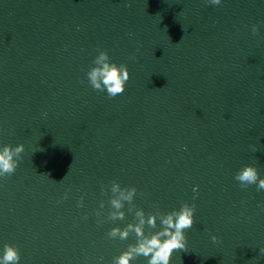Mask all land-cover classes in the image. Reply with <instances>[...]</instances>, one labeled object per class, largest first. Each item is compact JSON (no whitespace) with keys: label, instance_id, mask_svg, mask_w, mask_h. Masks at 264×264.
Returning a JSON list of instances; mask_svg holds the SVG:
<instances>
[{"label":"clouds","instance_id":"9594fccd","mask_svg":"<svg viewBox=\"0 0 264 264\" xmlns=\"http://www.w3.org/2000/svg\"><path fill=\"white\" fill-rule=\"evenodd\" d=\"M212 5H220L221 0H208ZM254 34H258V26L252 28ZM98 55L95 57L91 67L87 72L88 82L93 90L107 91L110 98H114L125 91L126 82L130 79V73L126 64L117 65L110 62L109 54L106 50L97 48ZM255 151V148H253ZM24 151V145L12 147L4 145L0 147V177L12 175ZM240 182L241 188H247L250 185H257V190H264V178H260L257 167L246 165L241 168L234 177ZM107 193V189L102 188ZM193 191H196L194 188ZM137 194L135 186L121 187L117 181L111 183V196L109 203L111 211L107 214L108 220H123L125 212L122 209L125 202L130 206L128 211L135 209V223H128L125 227H113L108 232L110 238H119L126 240L130 234L136 236V243L129 244L127 250L119 256L114 257L112 264H130L137 257L147 258V264H170V259L175 250L187 249V237L185 232L194 224L195 203H184L178 210L174 209L167 213L156 212L149 213L147 216L143 209L136 208L133 203ZM64 198H67V192ZM84 197L81 196L78 206L83 207ZM105 207V202H100V210L96 215L101 216V210ZM160 221V230L152 234H146L145 226L156 229L157 221ZM102 223L103 221H99ZM213 242L218 241V237H211ZM264 252V249H261ZM21 259L20 251L17 246L6 243L3 246V254L0 255V264H19Z\"/></svg>","mask_w":264,"mask_h":264}]
</instances>
